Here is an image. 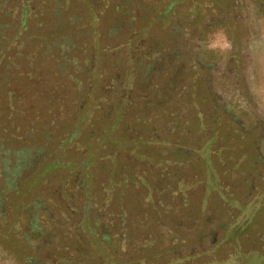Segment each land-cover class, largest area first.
<instances>
[{
    "label": "trees",
    "instance_id": "16d2710c",
    "mask_svg": "<svg viewBox=\"0 0 264 264\" xmlns=\"http://www.w3.org/2000/svg\"><path fill=\"white\" fill-rule=\"evenodd\" d=\"M132 1L0 0V95L6 94V106L12 108L10 103L18 99L6 89L12 75L39 78L49 73L40 66L49 58L55 59L61 74L70 75L76 88L72 117L64 129L58 130L60 91L53 85L48 101L54 119L32 125L24 136L15 135L11 124L2 130L6 145L1 148L4 142L0 140V220L9 222L7 227L11 221L3 210L4 195L19 190L23 178L38 173L39 184L48 172L61 168L65 158L72 164L69 171L76 173L71 179L66 177L57 190L63 201L49 199L52 208L36 196L16 210L21 211L17 220L31 214L27 231L16 221L7 238V228L0 227V240H8V248L2 240L0 248L3 243L11 260L19 256L18 264H183L201 257L209 249L194 252L197 248L191 246L185 253L178 248L189 241L188 229L198 227L195 220H186L183 227L171 216L165 221L163 215L178 204L195 205L188 198L191 189H203L204 197L197 203L201 207L210 192L217 204L223 203V212L231 219L227 234L243 233L264 213V190L257 193L254 185L264 178L260 135H255L261 124L245 126L229 104L218 100L213 92L214 63L199 53L202 40L214 28L230 25L226 14L211 9L204 12L202 5L195 4L204 0H187L193 4L185 6L181 1L178 6L184 16L172 26L177 36L172 35L167 44L162 38L150 37L149 29L169 26L177 12L178 6L171 8L175 0H165V6L160 2L152 15L138 14L131 8ZM221 1L226 10L238 7L236 1ZM252 1L264 12V0ZM147 6L153 8L150 3ZM79 8L84 15L70 12ZM104 19L110 20L107 27L102 26ZM136 20L141 26L133 27ZM113 56L115 70L103 73L100 60ZM167 57L169 61L160 62ZM69 64L72 72L66 67ZM164 76L167 81L160 83ZM147 79L151 80L146 85ZM237 93L244 96L242 90ZM4 106L0 104L1 113ZM86 121L89 125H83ZM30 134L39 135L40 140L26 138ZM247 144L253 146L249 155L244 152ZM88 152L91 158L83 160ZM34 157L41 166L27 174V163ZM18 160L23 166L19 176H6ZM150 167V175H139L136 170ZM78 168L85 169L86 179L77 176ZM207 181L214 185L208 192ZM21 192L24 195L26 190ZM246 207L252 208L253 220L248 223L244 215L245 222L239 224L236 214L242 211L238 209ZM13 235L25 250L38 256L18 254L11 244Z\"/></svg>",
    "mask_w": 264,
    "mask_h": 264
},
{
    "label": "rangeland",
    "instance_id": "374dc122",
    "mask_svg": "<svg viewBox=\"0 0 264 264\" xmlns=\"http://www.w3.org/2000/svg\"><path fill=\"white\" fill-rule=\"evenodd\" d=\"M181 1L185 3L184 6L188 3L186 2L187 0H175L171 2V8L177 7ZM212 1L204 0L195 4L202 5L204 12L205 10L211 9L212 11H220L221 13L226 14L227 20L229 21L228 24L230 25H228V27L218 26L214 28V30L202 40L199 53L206 62L214 63L212 70L214 78L213 92H215L218 100L229 104L235 110V114L239 116L245 126H249L255 122H259L261 124V128L255 131V135H260V145L258 149L259 155L264 162V12L254 6L252 0H231L238 3V7L232 9L231 11L224 8L221 0H216L215 2ZM160 2H162V6L166 5L165 0H134L131 2V8H134L140 15L144 13L150 14L154 9L156 10L157 6H160ZM147 3H150L153 8H151V6H147ZM180 8L178 6L176 9L177 12L170 17L171 19L168 27L166 26L162 28L156 25L152 26L149 29L150 37L162 38L166 40L168 44V42L172 39V35L177 36L176 33L172 34L171 29L172 26L180 22V18L184 16L181 13L183 9ZM70 10V12H81L84 15V12L80 8ZM150 15H152V13ZM234 19L238 20L233 22ZM109 24V19H104L102 22L103 27H107ZM134 24L133 27L138 25L141 26V23L137 20ZM110 43L113 42L110 41ZM162 54L165 56L166 51L162 52ZM120 57L121 59L118 60L122 62L123 55H120ZM56 60H58L57 56ZM159 60L161 63H166V61H169V58H161ZM114 61V56L112 58L100 60V62H102L100 66L103 73L106 74L115 70L114 66L116 65L114 64ZM71 65L72 64L66 65V67H71L70 70L72 72L73 67ZM122 65L123 64H119L120 67H122ZM40 66H44L49 73H44L39 78L34 77L32 79L29 77L24 78L23 76H19L17 73L12 75L9 85H6V89L12 90L15 93V98H18L16 103H10L12 108L6 106L9 104L6 94L4 93L3 96L0 95V104H5L4 107L6 108V110H2L3 113L0 112V140H3L4 142L1 148L6 145L4 139L6 132L2 131L4 127H10L13 125L15 135L24 136L26 131L31 129L30 127L32 125L36 127V125H38L42 120L49 119L52 115L49 111V109H52V104L50 105L48 99L50 97L52 98L53 94L51 90L53 85L56 86L57 92L58 90L60 91L58 98L61 107H56L57 112L60 113V126L58 127V130L64 129L67 119L72 117V100L76 97V88L73 85L70 75H68V73L66 75L65 73L61 74L56 69L55 59L49 58L47 61H42ZM224 73L231 76H224ZM93 79L95 78L93 77ZM149 80L151 79L146 80V85L149 83ZM163 81H167L165 76L160 80V83ZM40 85L44 88L39 90ZM151 87H153V85H150L147 90ZM236 88L237 90L235 91ZM157 90L160 91L161 89L157 88ZM240 90H242L244 95L242 98L237 95V91ZM83 125H89V121L84 122ZM29 137H32L35 141L40 140L39 135L36 136L35 134H30L26 138ZM16 146L17 145H14L13 148ZM22 146L25 147L26 144H22ZM252 150L253 146L251 144H247L244 152L249 155ZM29 152L30 151L27 150L24 155L22 154V157H19L20 161L24 160ZM89 153L90 152L87 153V157H84L83 160L86 158L89 160L91 158ZM80 158H78L79 162ZM30 160L31 162L27 163V165L30 164V166H27V169L25 170V173L27 174H32L35 169H39L41 166H37V159H35V157ZM20 161H17L18 164L15 169L6 170V176H10L11 178L19 176L23 167ZM59 166L61 168L48 172L39 184L37 179L39 174L36 173L31 178H23L18 184L19 190H13L5 193L4 197L6 196L7 200L6 203H4L3 210L5 216L10 219L11 223L7 227V223L9 222L5 223L4 220H0V227L4 229L7 228L5 231V236L7 238H9L8 236L10 234V230L14 228L13 225L17 226L14 224L16 221H18L22 230H28L27 217L31 215L30 213L29 216L27 213H25L23 217L21 216V218L19 216L17 220V214H21V211L16 210H22L23 203L33 200L36 196H42L45 205L52 208V204L49 203V199L51 197L54 200L63 201L57 190L61 188L66 177H68L67 179H71L76 175V173L73 170L69 171V169L72 168V164L67 158L60 162ZM151 169L152 168L150 167V169L147 168L145 171L136 170L139 175H145V173L150 175ZM234 171L231 175L234 174ZM101 174L102 173H100V176ZM77 176L82 178V180L86 179L87 174L85 169L78 168ZM227 180H223V182L226 183ZM67 182L69 183L70 181ZM206 184L208 192L214 185L210 184L208 181ZM235 185L239 186V183ZM254 185L256 189L255 192L259 193L264 190V178L259 181L256 180V182L254 181ZM29 187L30 189H28ZM8 189L11 190V186L8 187ZM66 189H68V185H66ZM25 190L26 193L23 195L21 191ZM19 195L22 197V202L19 201ZM203 195V189L200 188V190L198 189L197 191L191 189L188 198L189 201H191L190 204L195 205L187 204L184 206L183 204H178V206L175 205L173 208H167L166 210L168 212H163L165 221L169 220L171 216L174 222H178L185 227V224L193 218L195 220L194 222L198 224V227H200V229H198V227L188 229L186 238H188L189 241L185 240L184 243L178 247L179 250L186 253L190 250L191 246H196L197 249H195L196 251L194 252H200L202 249H209L206 253L201 255V257L186 261L183 264H208L210 261L211 262L209 264H264V213L261 217H259V222H257V224H254L252 221L253 224H251L248 228H244L243 233L234 235L230 231L232 234L230 235V233L227 234L229 230L226 229L231 219L224 214L223 203L217 204L215 202L214 193L210 192L203 199L204 203L202 208L197 205V203H199L198 201L204 197ZM253 196H255V194H252L251 197ZM254 205L255 207L258 206L257 203ZM226 209L228 210L227 214L230 215V208L226 207ZM56 210L58 211L59 209L56 208ZM56 210L55 212L52 211V215L56 214ZM238 210L242 211L241 214H236V220L239 221V224L245 222L246 219L248 220V223L253 220L252 208L246 207L245 209ZM172 211H176L175 213L177 214L174 215ZM180 211L181 213L179 214ZM244 215L246 216V219L243 220L241 218ZM42 221L45 223L44 218ZM221 221H228V223L223 226L220 224ZM48 229L52 228L48 227ZM200 231L203 232V237H199ZM195 236L198 238V242L196 241ZM211 239H213V241H211ZM1 240L4 243V245L3 243L2 245L7 246L8 248V240L4 237H2ZM31 240L36 242L38 241V238H31ZM11 244L14 245L15 251L24 257L38 256V254L33 251L25 250L22 246L23 243L20 242L19 238L15 235L12 237ZM2 245L0 248V264H18L19 256H16L15 259L12 258L13 260H11L10 256L7 255V252L2 249ZM11 255L14 254L12 253Z\"/></svg>",
    "mask_w": 264,
    "mask_h": 264
},
{
    "label": "flooded vegetation",
    "instance_id": "af4514ba",
    "mask_svg": "<svg viewBox=\"0 0 264 264\" xmlns=\"http://www.w3.org/2000/svg\"><path fill=\"white\" fill-rule=\"evenodd\" d=\"M52 118H53V113H52V116L49 117V119L52 120ZM53 119H54V118H53Z\"/></svg>",
    "mask_w": 264,
    "mask_h": 264
}]
</instances>
